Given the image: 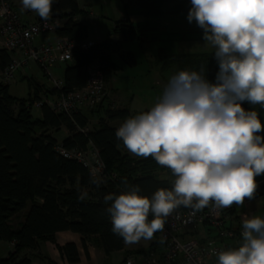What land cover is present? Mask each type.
<instances>
[{"label":"clouds","instance_id":"obj_1","mask_svg":"<svg viewBox=\"0 0 264 264\" xmlns=\"http://www.w3.org/2000/svg\"><path fill=\"white\" fill-rule=\"evenodd\" d=\"M190 2L187 20L203 30L219 71L214 83L203 67L175 73L150 109L116 129L129 153L151 157L174 176L171 189L160 188L150 198L138 185L104 197L112 231L128 246L163 232L181 206L194 213L209 205L243 206L255 198L256 178L264 175V125L255 110L264 109V0ZM52 5L53 0H21V11L47 21ZM91 182L103 181L94 174ZM242 228L237 247L214 252L218 264H264V219L245 218Z\"/></svg>","mask_w":264,"mask_h":264},{"label":"trees","instance_id":"obj_2","mask_svg":"<svg viewBox=\"0 0 264 264\" xmlns=\"http://www.w3.org/2000/svg\"><path fill=\"white\" fill-rule=\"evenodd\" d=\"M7 1L12 4L15 2ZM135 1L140 14L147 18L163 13L187 14L191 8L190 0ZM167 4H171V9L165 10ZM124 8H128L125 2ZM80 12L77 0H53L51 16L65 19L64 25L56 31L59 39L68 38L78 43L89 40L87 25L75 19ZM115 29L123 35L125 41L137 40L142 44L145 41L142 30L129 22V19L118 22ZM162 52V49L157 51L158 54ZM116 53L129 66L137 64L134 53L123 51V43L112 39L97 43L89 50L75 49L73 61L66 66L64 91L83 88L87 83L88 68L94 63L99 64L106 81L110 80L113 71L120 67L112 58ZM157 58L156 61H161ZM168 58L167 65L174 72L185 69L199 71L203 67L205 78L215 82L219 67L214 53L169 54ZM10 62V52L1 47L0 241L14 243L16 251L8 258L0 255V264H33L29 257L21 256L22 252L35 249L41 241H55V235L60 231H72L85 238H92L107 255L123 250L125 243L122 237L112 231L106 211L109 205L104 203V197L109 193L118 195L130 186L138 185L140 194L150 198L160 188L171 189L172 182L157 177L156 171L161 166L154 159L130 155L125 151L122 141L116 138L115 131L120 125L112 126L111 122H124L129 115L127 110H118L106 102L96 111L85 110L77 114L74 121L66 114L44 106L41 108L42 117L36 119L32 115L31 104L41 92L36 91L35 97L31 96L29 105L25 100L11 97L9 84L2 81V73ZM242 107L253 110V106L247 102ZM255 110L264 125V109L257 105ZM100 111L104 115H100L99 128L92 130L89 135L79 132V128L89 127V115ZM61 129L68 130L70 134L59 142L53 132ZM260 134L264 136V132ZM90 143L100 150L106 167L107 175L98 177L103 181L99 186L91 182L93 175L88 168L64 158L57 151L60 144L68 149L86 151ZM111 173H116L117 177L112 178ZM257 190L255 197L264 195V185L258 186ZM187 209L181 206L176 210ZM26 210L24 221L20 227L15 228L12 220ZM232 213L239 220L240 215L235 207H232ZM154 239H157L156 247L130 255L160 250L157 233ZM61 250L68 255L71 263L79 262L75 245L68 244L61 247Z\"/></svg>","mask_w":264,"mask_h":264},{"label":"built area","instance_id":"obj_3","mask_svg":"<svg viewBox=\"0 0 264 264\" xmlns=\"http://www.w3.org/2000/svg\"><path fill=\"white\" fill-rule=\"evenodd\" d=\"M65 19L51 16L47 21L24 20L14 4L0 0V46L11 54V62L2 73V81L12 84L33 64L38 65L47 77L52 88L41 92L32 102V108L48 106L57 113H63L75 121L77 114L83 111H96L102 104L109 102V89L104 73L99 64L94 63L88 68L86 85L72 92H65L64 79L57 78L53 67L73 61L77 48L89 50L97 43L86 40L78 43L63 38L42 46L36 45L39 36L55 34ZM113 105V104H112ZM114 106V105H113ZM84 135L91 133L90 127L79 128ZM57 151L66 159L74 160L89 169L92 175H107L100 150L90 143L88 150L68 149L57 146ZM116 178V173H111ZM258 194V190L256 192ZM248 200V199H246ZM255 214H241L239 220L232 213V207L214 209L211 205L193 212L175 210L167 218L163 232H157L160 250H151L143 254L129 255L126 264H218V256L222 250L232 248L230 241L237 238L239 231L234 224H243L245 218Z\"/></svg>","mask_w":264,"mask_h":264},{"label":"rangeland","instance_id":"obj_4","mask_svg":"<svg viewBox=\"0 0 264 264\" xmlns=\"http://www.w3.org/2000/svg\"><path fill=\"white\" fill-rule=\"evenodd\" d=\"M77 2L81 11L78 15L79 19L87 25L91 40L99 42L108 39L120 41L123 43V51L129 50L135 54L137 60L135 66H129L121 57L116 58L117 55L119 56L118 53L113 55V61L122 68L119 67V69L116 68L113 71L112 79L109 82L110 86L122 90L119 91L122 96V99H120L122 103H117V107L128 108V118L150 109L162 94L164 86L175 73L173 68H169L170 66L167 65L169 54L214 52L210 45H205L203 30L197 26L195 21L188 22V13H163L160 16L147 18L140 14L135 0H77ZM124 2L128 4L127 9L124 8ZM15 7L17 9V6ZM171 7V4H167L165 10H169ZM124 19H129V22L142 30L143 39H145L143 44L137 40L125 41L123 35L117 32L115 29L116 24ZM158 49H162L163 52L158 54ZM157 56L162 62L156 61ZM152 59H155L154 63H151ZM31 67L34 68V74L39 80H45L46 75L40 67L34 64ZM157 67H160V69L156 70ZM29 72L30 70L27 71V73ZM52 73L56 77L59 75L54 68ZM115 73L117 74L116 77H114ZM33 87L27 77L20 76L15 83L9 85L8 91L11 97L25 100L29 105ZM101 112L89 115L91 131L99 128L100 115H103ZM32 115L36 119L41 118V109L32 108ZM69 134L66 129L53 132L59 142ZM156 174L159 179H166L171 182L174 180L171 170L165 167L161 166ZM256 180L258 185L264 184V175L258 176ZM234 206L239 215L244 213L255 214V216L264 219V195L257 196L252 200H245L243 206L235 204ZM13 222L17 225L18 220ZM234 241L231 240L230 243L236 247ZM241 242L242 236L236 239L237 246ZM15 251L16 246L12 242L0 241V255L2 258L10 257Z\"/></svg>","mask_w":264,"mask_h":264},{"label":"crops","instance_id":"obj_5","mask_svg":"<svg viewBox=\"0 0 264 264\" xmlns=\"http://www.w3.org/2000/svg\"><path fill=\"white\" fill-rule=\"evenodd\" d=\"M14 5L17 6V11L19 12V14L24 20L36 21L40 19V17L33 11L26 10L22 12L21 11V0H15ZM75 19L80 21L79 16H76ZM57 39H58V36L56 33L49 34L47 36H39L36 39V45L40 47L46 43L55 42ZM89 40H91L90 35H89ZM94 42L98 44L102 43L101 41L100 42L94 41ZM0 49H1V46H0ZM126 52H132V51L128 50ZM119 57H121L120 54L119 56L118 55L116 56V58H119ZM154 62H155V59L154 60L152 59L151 63H154ZM66 66L67 64L58 63L53 67L56 70V72L59 74L57 75V78L64 79ZM120 68L122 67L120 66ZM158 69H160V67L156 68V70ZM29 70L30 72L27 73V71ZM34 73H35L34 68L30 66L25 71V73L21 75V76L27 77L33 84L34 87H33V90L31 91V95L33 97H35L36 91H39L40 93V92H43L45 90H49L52 88L51 83H49V81L46 80V77H45V80L43 79L39 80V78H37V76ZM116 76L117 74L115 73L114 77ZM111 79L112 78H110V80L107 81L108 89H109V102L113 104L114 107L118 110L128 111L129 110L128 108L122 109L121 107L120 108L117 107V103H120V104L122 103L120 101V99H122V96L119 92L122 90L120 88H114L113 86H110L109 82L111 81ZM115 80L116 79L114 78V81ZM0 81H1V78H0ZM118 93L119 95H117ZM113 100H115L116 102H114ZM122 123H123L122 120L114 121V122H111V125L118 126V125H121ZM125 151L129 153L126 149ZM129 154L132 155L131 153ZM260 185H264V184H260ZM231 207H235V206L232 205ZM26 214H27V210L22 212L18 217H15L12 220V225H15V228L20 227V224L24 221ZM14 220H18L17 225L14 224L15 223L13 222ZM234 228L239 231V235L237 236V238L233 239L235 240L234 244L237 247L236 239L241 238L242 236L241 233H242L243 228H242V225L240 224H234ZM68 244H73L77 248L80 260L76 264H125L126 258L131 253H141L144 251H148L149 249L153 247H156L157 239L153 238L151 241H148V242L142 240L140 243L134 244L131 246L125 245V248L123 250L107 255L104 253V251L101 248L98 247V245L94 242L92 238H85L83 235L74 233L72 231H60L56 233L55 241H52V240L41 241L35 249H27L22 252L21 256L29 257L32 260L33 264H73L70 262L68 255L61 250V247H64Z\"/></svg>","mask_w":264,"mask_h":264}]
</instances>
